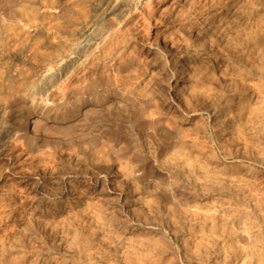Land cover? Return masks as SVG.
Segmentation results:
<instances>
[{"label": "clouds", "instance_id": "1", "mask_svg": "<svg viewBox=\"0 0 264 264\" xmlns=\"http://www.w3.org/2000/svg\"><path fill=\"white\" fill-rule=\"evenodd\" d=\"M0 264H264V0H0Z\"/></svg>", "mask_w": 264, "mask_h": 264}]
</instances>
